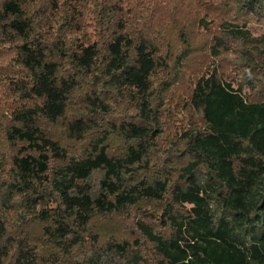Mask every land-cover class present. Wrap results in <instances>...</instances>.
Segmentation results:
<instances>
[{
  "label": "trees",
  "instance_id": "obj_1",
  "mask_svg": "<svg viewBox=\"0 0 264 264\" xmlns=\"http://www.w3.org/2000/svg\"><path fill=\"white\" fill-rule=\"evenodd\" d=\"M213 2L205 50L245 80L196 69L174 103L200 123L156 154L164 73L195 65L180 4L0 0V264H264V0ZM171 156L196 166L175 180ZM138 206L132 235L95 245L92 222Z\"/></svg>",
  "mask_w": 264,
  "mask_h": 264
},
{
  "label": "rangeland",
  "instance_id": "obj_2",
  "mask_svg": "<svg viewBox=\"0 0 264 264\" xmlns=\"http://www.w3.org/2000/svg\"><path fill=\"white\" fill-rule=\"evenodd\" d=\"M163 1V0H161ZM167 6L172 8L180 4V6L185 9V11L179 12V18L176 20L179 25H181L186 31L191 32L192 35V43L195 46L194 56H195V65L188 66V69L184 71L183 74H177L178 72H172L169 74L167 72L164 73V79L173 82L174 90H169L167 97L166 106L167 110L162 111L163 123L165 126L161 141L159 142V149L156 150V154L161 153L163 150L167 149L171 146L172 142L175 141L173 136L169 135V133H176L180 135L179 130H174V123L179 124L180 126L187 125L188 122H192L195 120L197 124L200 123V119H197L198 115L195 111H192L188 108H183L181 102H176L177 97L187 95V89L193 86L194 77L191 74H195L196 69L200 67V72L207 69L208 66L211 65L212 62L220 64L224 71H228L227 73L231 78H237L245 80V74L247 73V69L241 64L229 67V63L232 60H236L235 55H231V60H222L219 61L215 57L211 56L208 53V50H205V44L209 41V39L215 33H218V19L216 18V13L218 9L214 8L213 0H209V2L205 3L203 6V2L201 5L194 6V0H166ZM207 1V0H205ZM176 12L175 10H173ZM215 11V12H214ZM177 13V12H176ZM87 21L92 23L90 16L86 18ZM199 19H204L206 25L201 24ZM170 23L171 20L169 19ZM172 24V23H171ZM92 26H86V31L92 34ZM169 28V25H168ZM248 29L252 33L253 37L256 39H260L264 36V20L251 19L249 21ZM178 49H180V45H178ZM177 49V50H178ZM229 57V56H228ZM236 63V62H235ZM221 70V69H220ZM250 74L249 77L257 78V74L255 70H248ZM236 72V73H235ZM235 73V74H234ZM163 74V73H162ZM193 79V80H192ZM183 87V88H182ZM181 91V92H180ZM177 92L180 94L178 95ZM123 114L126 116L130 111L129 107H124L121 110ZM116 114H114L115 117ZM169 132V133H168ZM77 146V144H72L71 147ZM80 146V145H78ZM162 154V153H161ZM155 161L157 158H155ZM177 157L171 156L170 158L161 157L160 165L166 167L168 170L172 172L173 178L175 180L180 179L186 173V170L193 167L196 164V161L193 159H186L181 164H175L177 161ZM196 166V165H195ZM153 170L148 171L147 174H151ZM141 178V176H139ZM144 205L143 203L141 204ZM182 207H188L185 202H181ZM156 207V205H155ZM145 209L143 207L138 206L136 209H131L129 212L121 215L111 216L109 219H105L102 221L95 220L91 223L90 228L94 233H97L98 240L95 245L100 247L101 244H104L109 236H116L120 238H128V236L132 235L133 228V220L135 218L136 211L138 213L139 209ZM159 209V207H157ZM177 208V206H176ZM178 209V208H177ZM146 210V209H145ZM111 238V237H109Z\"/></svg>",
  "mask_w": 264,
  "mask_h": 264
}]
</instances>
